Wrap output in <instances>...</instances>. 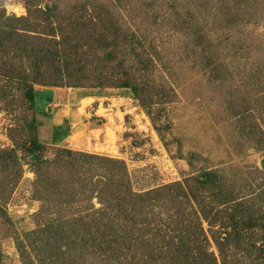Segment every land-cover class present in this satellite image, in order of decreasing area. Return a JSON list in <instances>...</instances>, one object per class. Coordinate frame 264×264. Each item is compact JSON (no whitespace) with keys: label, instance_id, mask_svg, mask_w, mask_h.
Masks as SVG:
<instances>
[{"label":"rangeland","instance_id":"rangeland-1","mask_svg":"<svg viewBox=\"0 0 264 264\" xmlns=\"http://www.w3.org/2000/svg\"><path fill=\"white\" fill-rule=\"evenodd\" d=\"M44 5L75 72L35 110L0 71V264H24L17 243L45 217L100 207L90 189L116 168L107 159L123 162L136 192L216 170L238 198L258 194L264 222V0L3 3L16 16ZM56 102L66 113L54 126ZM33 139L44 163L29 156ZM61 149L77 154L71 163ZM37 171L75 193L45 190ZM256 259L245 245L227 262L264 264Z\"/></svg>","mask_w":264,"mask_h":264},{"label":"trees","instance_id":"trees-1","mask_svg":"<svg viewBox=\"0 0 264 264\" xmlns=\"http://www.w3.org/2000/svg\"><path fill=\"white\" fill-rule=\"evenodd\" d=\"M5 1L0 0V71L4 70L6 81L16 80L31 107L43 109L52 100L53 88L68 85L75 72L70 68L71 51L63 31L57 35V27L63 28L60 22H50L48 5L34 11L30 7L27 16H16L6 13ZM44 21L45 31L39 29ZM118 86L132 87L126 80ZM41 146L33 139L29 156L37 164L44 163ZM60 151L70 158L66 164L77 155L70 149ZM107 160L116 168L90 189L99 191L101 206L89 204L83 213L45 217L25 235L27 243H17L24 264H228L230 252L245 245L261 263L264 239L258 244L256 239L259 232L264 237V222L258 194L238 198L216 170H202L184 182L136 192L123 162ZM36 176L45 190L47 186L53 192L59 188L55 178L42 173L40 178L38 171ZM68 187L58 191L73 196L75 192H67ZM211 241L217 255L210 249Z\"/></svg>","mask_w":264,"mask_h":264},{"label":"crops","instance_id":"crops-1","mask_svg":"<svg viewBox=\"0 0 264 264\" xmlns=\"http://www.w3.org/2000/svg\"><path fill=\"white\" fill-rule=\"evenodd\" d=\"M56 92H57V89H54L53 88V97H52V100L48 103V104H53V102H54V100L53 99H55V94H56ZM48 104L46 105V109H47V107H48ZM55 105H59V103H55ZM58 109V110H57ZM56 110H57V112H55V114H54V116H53V124H54V126H57L59 123H60V121H61V119H62V117H63V115L66 113V110L64 109V107L63 106H61L60 107V105H59V107L58 108H56Z\"/></svg>","mask_w":264,"mask_h":264}]
</instances>
